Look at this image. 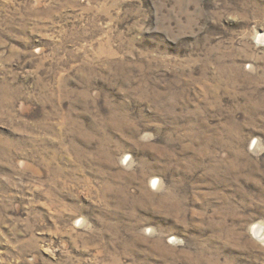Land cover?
I'll return each mask as SVG.
<instances>
[{
    "label": "rangeland",
    "instance_id": "rangeland-1",
    "mask_svg": "<svg viewBox=\"0 0 264 264\" xmlns=\"http://www.w3.org/2000/svg\"><path fill=\"white\" fill-rule=\"evenodd\" d=\"M263 32L264 0H0V264H264Z\"/></svg>",
    "mask_w": 264,
    "mask_h": 264
},
{
    "label": "bare ground",
    "instance_id": "bare-ground-1",
    "mask_svg": "<svg viewBox=\"0 0 264 264\" xmlns=\"http://www.w3.org/2000/svg\"><path fill=\"white\" fill-rule=\"evenodd\" d=\"M257 39L259 40V41H263L264 42V32L263 33H260L258 36H257ZM155 181V184L157 183V182H159L157 179H154ZM153 182V183H154ZM253 235L255 236V237H258V238H260L261 240H264V226L263 225H261V224H259V225H257L254 229H253Z\"/></svg>",
    "mask_w": 264,
    "mask_h": 264
}]
</instances>
